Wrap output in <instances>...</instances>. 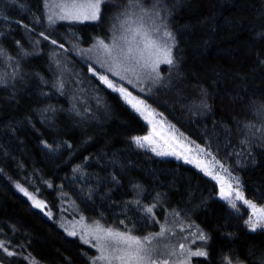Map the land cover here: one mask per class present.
Listing matches in <instances>:
<instances>
[{
	"label": "trees",
	"instance_id": "trees-1",
	"mask_svg": "<svg viewBox=\"0 0 264 264\" xmlns=\"http://www.w3.org/2000/svg\"><path fill=\"white\" fill-rule=\"evenodd\" d=\"M127 3L108 0L100 22L50 24L45 0H0V241L15 253L0 249V264H90L96 252L79 231L93 221L140 235L164 224L174 244L193 240L198 226L210 237L209 257H193V264H222L225 255L257 264L264 230L250 231L246 214L217 198L216 183L201 171L137 148L132 138L144 135L146 124L88 71L91 65L112 74L95 53L79 50L97 37L109 39L114 17ZM161 5L172 13L167 23L177 42L175 66L160 64L157 83L130 73L114 78L212 152L239 179L245 198L264 205V147L257 131L264 117L255 114L264 103V0ZM60 79L62 94L54 87ZM205 100L210 110L199 107ZM49 106L55 112H45ZM17 184L44 208H36ZM153 204V214L146 215L143 208ZM68 222L75 223L77 236L65 232ZM201 244L196 240L192 247Z\"/></svg>",
	"mask_w": 264,
	"mask_h": 264
},
{
	"label": "snow or ice",
	"instance_id": "snow-or-ice-1",
	"mask_svg": "<svg viewBox=\"0 0 264 264\" xmlns=\"http://www.w3.org/2000/svg\"><path fill=\"white\" fill-rule=\"evenodd\" d=\"M108 0H54L53 4H49V0H45V7L50 8L48 14V21L50 24L61 21H94L100 22L103 19V8L107 5ZM166 13V15H162ZM171 9L166 5H161V0H155L150 6L145 4V0H128L125 8L114 17V22L111 25L110 42H105L104 38H95L94 43L88 49H80V53H95L96 62L100 67L106 68V71L111 72L114 76H119L120 79H128L127 74L135 76L138 80L143 76L151 80L153 83L161 81L160 72L158 71L160 64H167L175 66L176 61L173 56V49L176 46V37L169 29L167 18L171 16ZM27 27V25H25ZM45 40H49L48 36L41 33ZM264 35V34H262ZM51 44L64 48L63 43H58L56 39L50 40ZM19 43V42H17ZM39 43V41H37ZM4 52L0 49V55ZM11 59V57H9ZM264 64V60L260 61ZM59 67V61L56 62ZM88 71L111 88L123 96L132 107L143 116L149 124H153L152 117L155 115L153 111L148 110L147 106H143L142 100L133 102L131 93L123 87H116L112 80L107 75L98 74L94 67L89 65ZM131 82V80H129ZM64 82L62 79L58 80L54 87L63 93ZM204 96H207L205 90H201ZM235 100L236 97H229ZM199 107L203 110H210L209 104L202 101ZM75 110V105H73ZM45 112H55V109L49 106L44 110ZM79 115V112H76ZM255 114L264 117V103L255 107ZM246 128L251 130L255 127L253 124H246ZM257 131L261 132V137L258 139L260 143L258 146L264 147V125ZM253 135H255L253 133ZM134 143L143 148L144 142L149 145L154 143L151 135L143 137H133ZM244 143H250L245 139ZM45 147L51 148L45 142ZM151 150L158 156L177 155L175 151L158 150L157 147H152ZM210 155V154H208ZM185 162H195L198 168H201L206 175L209 174L207 161H201L198 158H189L184 156ZM255 162V161H253ZM219 163L213 158V164ZM223 169V165H220ZM75 171V169H74ZM231 181H235L239 185V179L232 177L229 173ZM116 178L113 176V180ZM213 179L220 184L221 197L226 199L230 207L237 208L235 200L242 201L244 205L250 210V215L245 224L248 225L252 232L257 229H264V206H258L253 201L247 200L240 191L233 188L230 180H222L219 176L213 175ZM19 191L23 192L25 196L33 200L36 208L43 209L42 201L35 200L25 188L17 184ZM137 189L140 185H135ZM137 207L140 206V201L136 200ZM155 204L145 206L143 208L146 215H152ZM49 218L51 213H45ZM175 215H179L176 213ZM84 219V218H82ZM124 224V220L120 221ZM69 236H77L76 226L73 225L71 229L65 228ZM183 231V228H181ZM171 232V229L166 225H160L158 232H149L147 234H135L132 229L125 226V230H120L110 226H105L100 221H93L91 224H83L80 226V239L89 244L95 249L96 254L89 257L90 264H193V257H202L205 260L209 257V252L205 247L210 237L197 226V233L192 234L195 238L188 243L179 242L178 244H171L167 241L166 233ZM174 235V233H173ZM196 240L202 242L200 246L193 249L192 244ZM182 241H188V237H182ZM0 249H2L8 256H13L15 253L9 251L5 246V242L0 241ZM222 264H246V261L240 259L239 255L234 258L231 255H225L222 258ZM257 264H264V256L257 259Z\"/></svg>",
	"mask_w": 264,
	"mask_h": 264
},
{
	"label": "rangeland",
	"instance_id": "rangeland-1",
	"mask_svg": "<svg viewBox=\"0 0 264 264\" xmlns=\"http://www.w3.org/2000/svg\"><path fill=\"white\" fill-rule=\"evenodd\" d=\"M53 3H54V0L50 2V5L53 4ZM49 11H50V8H49ZM56 22H66V21L57 20ZM105 42H110V40L106 39ZM102 72L103 73H100V74L107 75L108 78L110 80H112L113 83L116 85V87H123L129 93H131V97H129V99H132L133 102H136L137 100H142L141 98L136 96L133 92H131L129 89H127L122 82H120L118 79H115L117 77L120 78L119 76H114L113 74H107L106 72H104V70ZM123 82L126 83V81H123ZM127 82L129 84L133 85V83L129 82L128 80H127ZM109 89H111V88H109ZM114 92L119 94V96L123 99V101L142 119V121L146 124V126L148 128L147 132L144 135L136 136V137H143V136H146V135H151L152 136V139H153L154 143L152 145H149L147 142H144L145 146L143 148L138 147L134 143V141L132 139L134 145L137 148H139L142 151H145V152H147V153H149L152 156L157 157V158L172 159V160L184 163V164H188V165L196 168L197 170L201 171L204 175H206L205 172L202 171L201 168H198L196 166L195 162H193V163L185 162L184 156H188L189 158H198L201 161H207L210 166L208 167L209 174L206 175V176L209 177L210 179H212L217 185L218 191H217L216 197L219 198L220 200L224 201L230 207V205L227 202V200L223 199L221 197L220 184L217 183L216 179H213V175L219 176L222 180H230L229 173L231 174L232 177H236V176H234L228 170L227 171L222 170L221 167H220V165H222V163L213 155L212 152H210L207 148L196 144L191 139H189L187 136L183 135L174 126H172L169 122H167L162 115H160L157 111H155L148 104H146V102L144 100H142L144 102V105H142L141 107L147 106L148 110L153 111L155 113V115L152 117L153 124H149L147 122V120L143 116H141L140 113L137 112L132 107V105L128 102V100H126L123 96H121L119 92H117V91H114ZM152 147H157L158 150H163V151H175L176 153L179 154V158H178L177 155L158 156V155H156L155 152H153L151 150ZM208 154H210V155H208ZM213 158L215 159V161H218L219 163L213 164ZM223 169H226V168L223 166ZM230 182L232 183L233 188H235L238 191H240L242 193V195L244 196V193L241 190L240 182H239V185H237L235 183V181H231L230 180ZM232 199H233V202L237 204V208L236 209H233L231 207L230 208L233 209V210H236L238 212H241L242 214L245 213L246 214V219L245 220H247L249 215H250V210L247 208L246 205L243 204L242 201L235 200L234 196L232 197ZM258 206H264V205H258ZM68 223L65 226V228L71 229L73 227V225H75V223L74 224L73 223H69L68 224ZM246 227L249 229L248 225H246ZM257 230H259V229H257ZM262 230H264V229H262ZM166 238H167V241L169 243H171V244H174V241L176 240L175 238H171V237H168V236H166Z\"/></svg>",
	"mask_w": 264,
	"mask_h": 264
}]
</instances>
